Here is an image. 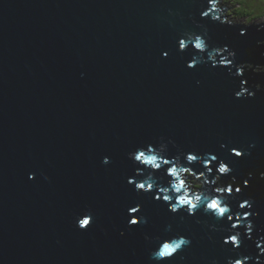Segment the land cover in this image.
<instances>
[{
	"label": "water",
	"instance_id": "water-1",
	"mask_svg": "<svg viewBox=\"0 0 264 264\" xmlns=\"http://www.w3.org/2000/svg\"><path fill=\"white\" fill-rule=\"evenodd\" d=\"M216 3L0 0V264H264V22Z\"/></svg>",
	"mask_w": 264,
	"mask_h": 264
},
{
	"label": "clouds",
	"instance_id": "clouds-1",
	"mask_svg": "<svg viewBox=\"0 0 264 264\" xmlns=\"http://www.w3.org/2000/svg\"><path fill=\"white\" fill-rule=\"evenodd\" d=\"M223 15V13H222ZM183 47V42L181 44ZM196 47L202 48L203 47V41H200L197 43ZM194 66V64L190 65ZM236 155H240L239 152L236 153ZM133 158L140 164L145 166V168L150 169H159L163 164H170L171 162L168 159H165L164 157L158 156L156 154V150L153 146L149 145L146 149L138 150L134 155ZM187 159L191 162L197 159L196 155L189 154L187 156ZM215 156H211V160H215ZM104 163H108V159L105 158ZM205 166H208V161H205ZM227 170L225 165H221L219 168V171L221 173L225 172ZM188 171V169L178 168L177 165L171 164V167L167 169V175L171 176L172 179L168 183V187L165 189H161L162 192L168 193L171 192L173 195H176V203L171 205V211L175 212L178 210L179 207L184 205H190L191 208H195L199 201L201 200V196L199 194L191 195L189 194V189L185 186V181L182 178V174L184 172ZM153 173L150 172L147 177L142 179L140 182L137 183V188L139 189H152L157 184L154 182L153 179ZM131 182V181H130ZM164 200H171L172 195L165 194L163 196ZM193 200L196 201V203H193ZM220 201L218 198H214L211 203L208 205L210 209H218L217 214L220 215L224 212H227V207L220 208L219 207ZM244 205H241L243 207ZM235 240V237L231 238ZM188 243L184 238H180L178 241L175 242L174 248L179 249L184 244ZM238 246V244H237ZM157 257H159V253L156 254ZM235 264H240L239 261L235 262Z\"/></svg>",
	"mask_w": 264,
	"mask_h": 264
},
{
	"label": "rangeland",
	"instance_id": "rangeland-1",
	"mask_svg": "<svg viewBox=\"0 0 264 264\" xmlns=\"http://www.w3.org/2000/svg\"><path fill=\"white\" fill-rule=\"evenodd\" d=\"M224 10L243 25L264 22V0H224Z\"/></svg>",
	"mask_w": 264,
	"mask_h": 264
},
{
	"label": "flooded vegetation",
	"instance_id": "flooded-vegetation-1",
	"mask_svg": "<svg viewBox=\"0 0 264 264\" xmlns=\"http://www.w3.org/2000/svg\"><path fill=\"white\" fill-rule=\"evenodd\" d=\"M234 15L239 16L238 14H235V13H234ZM223 17L228 19V20H230V21L238 22V21H236V18L233 17V15L228 13V11H224L223 12ZM259 70H260V72H264V68L263 69H259Z\"/></svg>",
	"mask_w": 264,
	"mask_h": 264
},
{
	"label": "bare ground",
	"instance_id": "bare-ground-1",
	"mask_svg": "<svg viewBox=\"0 0 264 264\" xmlns=\"http://www.w3.org/2000/svg\"><path fill=\"white\" fill-rule=\"evenodd\" d=\"M215 7H217V8H219V5H218V1H217V3H216V5H215ZM221 21H223V20H221ZM228 22H230V23H234L233 21H229V20H227ZM243 25V24H242ZM247 66H249V68H252V66H250V65H247ZM258 68H256L255 69V73H257V72H260V70L258 69ZM264 73V72H263Z\"/></svg>",
	"mask_w": 264,
	"mask_h": 264
},
{
	"label": "snow or ice",
	"instance_id": "snow-or-ice-1",
	"mask_svg": "<svg viewBox=\"0 0 264 264\" xmlns=\"http://www.w3.org/2000/svg\"><path fill=\"white\" fill-rule=\"evenodd\" d=\"M87 223H88V221H83V222H82V224H85V225H86ZM133 223H135V221H133ZM165 251L167 252L168 249H166Z\"/></svg>",
	"mask_w": 264,
	"mask_h": 264
}]
</instances>
